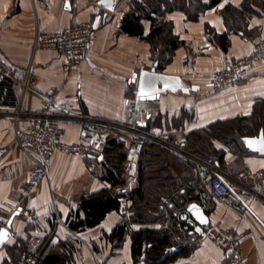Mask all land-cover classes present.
Instances as JSON below:
<instances>
[{
	"label": "crops",
	"instance_id": "crops-1",
	"mask_svg": "<svg viewBox=\"0 0 264 264\" xmlns=\"http://www.w3.org/2000/svg\"><path fill=\"white\" fill-rule=\"evenodd\" d=\"M212 1L163 0L160 12L152 11L154 19L165 23L172 36L182 41L163 70L157 66V71L180 77L189 90L163 92L157 97L159 104L142 100L140 124L148 130L170 133L184 144L190 133L219 121L250 116L256 105L264 101V61L253 65L235 85L218 90L210 87L217 71L253 51V39L264 40V0L251 3L244 26L237 31L228 26L224 12L226 7L242 10L245 0H217L212 7L197 9L200 4L207 6ZM67 2L70 7L66 6ZM133 4L134 0H104L103 4L100 0H0V57L39 91L60 89L61 103L69 109L68 117L62 120L66 145L79 141L80 114L122 123L134 121L130 106L139 93L140 78H134L135 74L151 70L160 52L146 39L152 20H142L144 36L123 30V19ZM108 10L113 11L110 20H106ZM191 12H199V16L191 18ZM80 20L95 23L97 39L91 46L89 59L68 72L64 69L66 57L39 49L36 40L41 34L59 31ZM224 34L225 39L221 37ZM165 41L161 42L163 46ZM24 107L31 113L43 108L41 100L32 94L25 96ZM30 125L27 119L18 123L19 128ZM15 136L13 120L0 114V147L4 150L0 163V223L6 226L10 217L22 208L12 222L9 240L0 249V264H24V257L31 249L41 251L54 235L59 239L58 250L68 255L67 264H145L144 257L141 262H135L130 234L119 246L108 237L127 214L129 200L125 212L121 206L96 227L77 232L67 224L84 194L111 188L102 178L104 158L58 150L41 183L28 196L24 185L35 162L15 142ZM215 145L224 148L221 169L239 187L249 210L240 213L208 195L202 204L193 201L189 205L197 203L205 209L209 216L206 227L229 229L243 235L239 251L245 257L244 264H264V155L250 150L245 143L244 151L230 150L219 141ZM124 150L127 182L113 190L128 198L139 186L142 149L138 155ZM133 173L135 178H131ZM25 210H32L35 218H24ZM145 226L158 228L134 223L131 230ZM177 228L185 235L177 242L191 244L189 232L180 225ZM9 247L17 257L12 256ZM172 248L177 251V246ZM226 262L224 247L208 237L190 255L172 258L166 264Z\"/></svg>",
	"mask_w": 264,
	"mask_h": 264
},
{
	"label": "built area",
	"instance_id": "built-area-1",
	"mask_svg": "<svg viewBox=\"0 0 264 264\" xmlns=\"http://www.w3.org/2000/svg\"><path fill=\"white\" fill-rule=\"evenodd\" d=\"M106 12V20H110L113 11ZM96 39L95 23L91 20H80L59 31L41 34L36 40V46L65 56L64 69L69 72L89 59L91 46ZM252 43L251 53L235 59L212 76L210 81L212 89L218 90L241 82L253 65L264 61V40L253 39ZM27 94L35 95L41 100L43 106L41 111L31 113L26 110L24 99ZM141 101L137 93L130 106L134 118L132 123L103 120L86 114L78 115L79 141L66 145L63 142L62 120L68 117L69 109L61 103L60 89L39 91L31 86L28 80L19 77L6 60L0 57V114L13 120L16 126L15 142L35 162L24 185L26 195L30 196L35 192L58 150L80 156L95 155L104 158L105 148L111 141H115L133 155H138L144 143L149 141L158 143L192 162L208 196L226 203L240 213L249 210V205L240 194L239 187L224 174L213 158H203L189 152L185 144L179 142L170 133L161 129L148 130L141 126L139 119ZM153 102L159 104L160 99L157 98ZM25 119L30 120L31 125L19 128L18 123ZM3 157L4 150L0 147V163ZM135 177L133 173L131 178ZM127 200L128 198L120 197L124 212ZM164 201L168 202L166 198ZM24 218L34 219L35 213L32 210H25ZM177 218L183 228L189 232L190 243L195 247H198L202 240L212 237L224 247L227 256L225 264L245 263V257L239 251L242 234L229 229L201 226L188 208L179 211ZM3 227L5 223H0V229ZM58 244L59 239L54 235L41 251L31 249L24 257V264H38L49 251L56 249ZM151 247L152 243H145L143 250ZM142 260L143 256L139 258V262Z\"/></svg>",
	"mask_w": 264,
	"mask_h": 264
},
{
	"label": "trees",
	"instance_id": "trees-1",
	"mask_svg": "<svg viewBox=\"0 0 264 264\" xmlns=\"http://www.w3.org/2000/svg\"><path fill=\"white\" fill-rule=\"evenodd\" d=\"M254 1L257 0H245L242 10L226 7L224 16L231 29L237 31V28L244 26L246 16L250 13L249 7ZM162 2L163 0H134L132 10L124 17L122 25L125 32L144 36L142 20H152V29L146 39L153 44L155 50L160 52L157 62L161 70L170 61L172 52L182 44V41L172 36L170 28L165 23L157 22L152 16V11L160 12L159 5ZM216 2L217 0H214L207 6L200 4L197 9L201 7L200 11H202L206 7H212ZM189 16L195 19L199 16V12H191ZM221 37L225 39L227 35ZM163 41L166 46L162 45ZM223 47L227 48L225 45ZM261 129L264 130V101L256 105L250 116L219 121L205 129L190 133L186 138L185 148L197 156L213 158L221 168L225 150L218 148L215 141L223 143L230 150L244 151L243 138L256 136ZM126 160L127 153L124 147L111 141L104 151L102 177L110 183L111 188L84 194L78 209L72 211L67 219L70 229L81 232L96 227L107 214L120 209L121 195L115 193L113 188L127 182L124 169ZM138 179L139 186L128 196L130 202L128 215L113 229L108 236L109 239L115 243V246H119L130 234L132 255L136 263H139V258L142 256L145 258V264H166L172 258L190 255L195 246L176 242L169 228L145 226L132 231L131 225L134 223L149 225L150 221L161 220L168 216L177 224L176 226L183 227L177 222L178 212L187 209L190 202L196 201L202 204L206 192L194 164L158 143L147 141L140 155ZM164 198L168 202H164ZM145 243H152V247L144 251ZM174 246H177V251L172 256L168 255L164 258L167 249ZM58 247L59 245L49 251L38 264H67L68 255L60 252ZM9 250L13 257H17L15 250L12 252V247H9Z\"/></svg>",
	"mask_w": 264,
	"mask_h": 264
},
{
	"label": "water",
	"instance_id": "water-1",
	"mask_svg": "<svg viewBox=\"0 0 264 264\" xmlns=\"http://www.w3.org/2000/svg\"><path fill=\"white\" fill-rule=\"evenodd\" d=\"M70 3L67 2V5H69ZM110 5V6H109ZM107 6L110 8L112 7V5L110 3L107 4ZM157 66H158V62L155 64V66L151 69V70H143L140 74H135V78H139V95H140V84L141 81H143L145 83V85L151 83L154 86V89H149L147 87H145V91L149 93V95L141 97V100L143 101H153L155 99H157V97L166 91H179V90H183V91H188L189 89L186 88L183 85V81L180 77L178 76H174V75H168L162 72L157 71ZM165 85H168L167 87ZM187 89V90H185ZM262 134H264V130L261 129L260 133L256 136H247L243 138V141L246 145L247 148H249L250 150L257 152L261 155H264V151H261V147L264 146L261 143L262 140ZM251 140L253 141V144L250 146L248 141ZM101 159H103L101 157ZM192 205L196 206V209H192ZM22 208H20L18 211H16L9 219V221H11V223H9V221L7 222L6 226L3 227L2 229H6L8 236L7 239H5L3 242H0V249L3 248L5 246V244L7 243V241L9 240L10 236H11V227H12V222L15 218L16 215H19L21 212ZM199 210V214L200 216H202L204 219L201 220L200 218H198L197 216V211ZM188 211L192 214V216L199 222V224L201 226H205L207 224H209V216L208 214L205 212V209L197 203L191 204L188 206ZM175 252V250L173 248H169V250L166 252L165 257H167L170 254H173Z\"/></svg>",
	"mask_w": 264,
	"mask_h": 264
},
{
	"label": "rangeland",
	"instance_id": "rangeland-1",
	"mask_svg": "<svg viewBox=\"0 0 264 264\" xmlns=\"http://www.w3.org/2000/svg\"><path fill=\"white\" fill-rule=\"evenodd\" d=\"M180 157H182V156H180ZM204 199H206V200L208 199L206 192H204ZM127 215H128V211H127V214L124 215V218H126ZM166 217L162 218L161 220H156L153 222L150 221L149 225H154V226L158 227L159 229H166L169 227V229L171 230V235L176 242L179 241V239L184 238L185 235L183 232L178 230V228H177L178 226H176L177 224L174 221H171L170 219H168V216H166ZM177 222H179V221H177ZM185 244H187V242H185Z\"/></svg>",
	"mask_w": 264,
	"mask_h": 264
},
{
	"label": "snow or ice",
	"instance_id": "snow-or-ice-1",
	"mask_svg": "<svg viewBox=\"0 0 264 264\" xmlns=\"http://www.w3.org/2000/svg\"><path fill=\"white\" fill-rule=\"evenodd\" d=\"M100 2L103 4L104 3V0H100ZM66 6L67 7H70V4L69 5H66ZM220 6L223 7V5H220ZM165 86L167 87L168 85H165ZM145 87H147L149 89H154V86L151 83L145 85V83L143 81H141V84H140V95L142 97L149 95V93L145 91ZM185 90H187V89H185ZM248 143L251 146L253 144V141L249 140ZM261 143H262V145H264V134H262ZM260 150L261 151H264V146H262ZM191 207H192V209H196V206L195 205H192ZM196 211H197L198 218H200L201 220H203L204 218L202 216H200L199 210H196ZM9 223H11V221H9ZM7 236H8L7 230L6 229H0V242H3L5 239H7Z\"/></svg>",
	"mask_w": 264,
	"mask_h": 264
}]
</instances>
